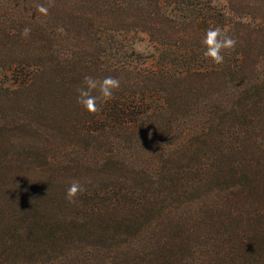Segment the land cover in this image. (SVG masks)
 I'll return each mask as SVG.
<instances>
[{"label": "trees", "instance_id": "1", "mask_svg": "<svg viewBox=\"0 0 264 264\" xmlns=\"http://www.w3.org/2000/svg\"><path fill=\"white\" fill-rule=\"evenodd\" d=\"M0 264H264V0H0Z\"/></svg>", "mask_w": 264, "mask_h": 264}, {"label": "clouds", "instance_id": "2", "mask_svg": "<svg viewBox=\"0 0 264 264\" xmlns=\"http://www.w3.org/2000/svg\"><path fill=\"white\" fill-rule=\"evenodd\" d=\"M41 13L46 14L47 9L43 6L39 7ZM31 29L25 28L22 36L27 37ZM205 49L203 55L205 59H210L215 64L224 62V53L235 50L237 41L222 32L219 28L210 27L202 40ZM120 87V80L116 77L107 76L103 80H98L91 75L83 78L82 84L76 89L77 104L84 108L89 114H95L99 108L98 103H107L114 98V92ZM98 91L99 95L93 93ZM85 191L80 181L73 180L66 189V197L68 203H75L76 198Z\"/></svg>", "mask_w": 264, "mask_h": 264}, {"label": "rangeland", "instance_id": "3", "mask_svg": "<svg viewBox=\"0 0 264 264\" xmlns=\"http://www.w3.org/2000/svg\"><path fill=\"white\" fill-rule=\"evenodd\" d=\"M127 44L137 53L146 55L148 53L153 52V48L149 42L147 35L142 33H139L134 37L130 35V37L127 40Z\"/></svg>", "mask_w": 264, "mask_h": 264}]
</instances>
